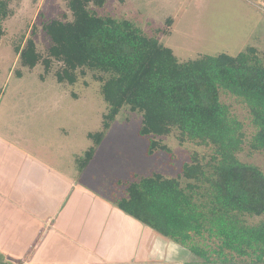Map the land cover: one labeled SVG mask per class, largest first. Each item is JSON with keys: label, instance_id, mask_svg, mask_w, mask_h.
Instances as JSON below:
<instances>
[{"label": "trees", "instance_id": "obj_1", "mask_svg": "<svg viewBox=\"0 0 264 264\" xmlns=\"http://www.w3.org/2000/svg\"><path fill=\"white\" fill-rule=\"evenodd\" d=\"M12 1L0 0V37L13 15ZM65 2L70 18L42 23L49 38L44 54L33 38L14 50L28 69L41 65L42 78L56 64L52 75L58 82L72 84L85 70L99 82L106 111L99 129L88 133L78 171L89 164L116 116L123 109L136 112L147 155L170 152L162 136L171 133L198 148L172 176L154 171L117 179L124 189L110 202L187 249L194 258L185 264H264V172L237 156L244 143L250 151H264V59L258 47L181 61L157 33H145L129 18L98 13L105 0ZM162 32L169 33L168 27ZM221 92L248 112L249 135L220 100Z\"/></svg>", "mask_w": 264, "mask_h": 264}, {"label": "rangeland", "instance_id": "obj_2", "mask_svg": "<svg viewBox=\"0 0 264 264\" xmlns=\"http://www.w3.org/2000/svg\"><path fill=\"white\" fill-rule=\"evenodd\" d=\"M256 2L105 0L104 7L97 11L129 18L149 35L157 33L160 42L170 47L181 61L202 54L235 55L247 45L258 47L264 59V39H261L264 12L256 7ZM11 7L13 15L6 19V32L0 37V122L12 119L14 136L33 144L45 156L57 158L56 165L60 169L69 170L78 181L108 197L121 195L124 184H117L116 180H130L134 173L147 175L157 171L166 176L174 175L191 151L198 148L192 142L179 143L171 133L162 136L170 152L157 150L147 155V138L137 134L139 115L123 109L90 164L79 172L77 157L89 146L88 133L99 129L102 113L106 111L99 82L88 70L72 84L58 82L52 75L56 64L42 78L41 65L28 69L15 57L14 46L24 43L26 38L34 39L41 54L46 52L49 38L42 23L54 18H70L65 0H13ZM169 17L172 20L167 26ZM167 27L169 33L162 32ZM220 100L230 106L232 114L242 122L245 135H249L252 126L242 103L222 92ZM6 110H10V115L5 114ZM237 156L264 172V151H250L244 143Z\"/></svg>", "mask_w": 264, "mask_h": 264}, {"label": "crops", "instance_id": "obj_3", "mask_svg": "<svg viewBox=\"0 0 264 264\" xmlns=\"http://www.w3.org/2000/svg\"><path fill=\"white\" fill-rule=\"evenodd\" d=\"M256 4L264 12V0ZM11 122H0V264L189 261L187 249L60 169L57 158L14 136Z\"/></svg>", "mask_w": 264, "mask_h": 264}, {"label": "built area", "instance_id": "obj_4", "mask_svg": "<svg viewBox=\"0 0 264 264\" xmlns=\"http://www.w3.org/2000/svg\"><path fill=\"white\" fill-rule=\"evenodd\" d=\"M263 10H264V4H262Z\"/></svg>", "mask_w": 264, "mask_h": 264}]
</instances>
